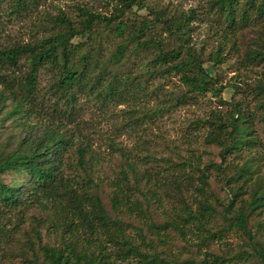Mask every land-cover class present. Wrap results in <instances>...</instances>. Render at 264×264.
<instances>
[{"label":"trees","instance_id":"1","mask_svg":"<svg viewBox=\"0 0 264 264\" xmlns=\"http://www.w3.org/2000/svg\"><path fill=\"white\" fill-rule=\"evenodd\" d=\"M39 1L11 0L12 12ZM112 1L110 14L87 7L59 12L30 40L0 47V115L10 104L8 116L26 133L14 148L0 150V256L28 214L41 210L48 215L32 217L26 264H264V221L254 219L264 212V136L257 129L264 130L263 81L254 103L220 99L230 109L194 119L190 126H202L203 133L163 143L162 151L128 148L111 137L102 145L86 119L94 106L103 113L123 107L118 134L207 94L220 98L227 85L205 64L217 69L239 50L244 33L264 30V0H205L203 15L220 35L209 52L194 42L196 9ZM135 10L147 14L134 16ZM240 62L260 65L264 50L248 48ZM173 78L178 84L166 88ZM147 97L157 104L147 107ZM209 146L220 149L219 163L204 164L200 148ZM227 170V186L242 180L250 186L244 207H236L244 185L233 188L227 204L211 190L212 175ZM5 175L14 178L6 183ZM11 213L16 220L5 223ZM228 234L246 244L231 253ZM213 243L227 252H211Z\"/></svg>","mask_w":264,"mask_h":264},{"label":"rangeland","instance_id":"2","mask_svg":"<svg viewBox=\"0 0 264 264\" xmlns=\"http://www.w3.org/2000/svg\"><path fill=\"white\" fill-rule=\"evenodd\" d=\"M151 5L158 7H169L171 10H185L196 9L200 20L196 21L195 28V44L197 48L205 47L209 52L217 46L220 35L215 32L211 27V24L207 22L203 15L206 1L205 0H147ZM11 0L6 1L0 10V47L10 46L14 43L28 41L32 37H35L40 33L41 24L48 16L57 15L59 12H64L69 15L76 13L77 7H87L95 12L110 14L113 12L114 4L112 0H40L39 5L27 12L16 14L12 12ZM146 15L145 10L138 12L134 11V16ZM258 30H252L244 33L243 37L239 40V50L233 52L228 56L227 60L216 68H213L210 63H206L205 66L209 69L210 73L214 76L219 75L220 82L227 85L226 89L222 92L220 98L212 97L207 94L205 97H200L194 104L178 108L177 110L159 117L155 122L142 124L138 129L127 130L124 133H116L117 125L121 124L117 113L123 108H109L105 113L99 110L97 106L91 107L86 119L90 120V123L95 126L98 134L95 138L98 142L104 145L108 137L116 140L128 148H135L141 146L144 148L163 150V143L169 145H178L183 141L188 140L186 134L192 133L193 136L203 133L204 128L202 126L191 127L190 123L194 119L205 117L210 111L220 110L225 112L230 109L229 105L219 106L220 99L227 101L228 103H236L237 101L252 102L254 103L255 88L258 82L261 80L264 82V63L260 65L245 66L242 64V58L248 48L264 50V30L257 33ZM263 33V36H262ZM261 37V38H260ZM43 83L48 81V75L44 74L42 77ZM178 84L177 78L172 79V83H168L166 88L171 89L174 85ZM147 102V103H146ZM158 101L153 97L145 98L147 107H152L157 104ZM221 104V103H220ZM95 104H92V106ZM12 109V106H8L4 109L0 115V150L5 146L12 149L15 147L16 142L23 137L26 133L23 127L16 125L13 118L8 116V113ZM258 133L263 135V127L258 126ZM101 135L103 136L101 138ZM119 135V136H118ZM152 143V146H150ZM187 146L183 145L182 148ZM104 148V147H103ZM203 155L204 164L219 163V148L215 146L200 148ZM200 151V153H201ZM166 155H173V153H167ZM184 155V153H183ZM231 170H227L224 174H213L210 180L211 190L221 203L227 204L232 197L234 189L238 186L244 185L243 180L234 184L233 188L226 185V177ZM4 181L10 183L14 176L5 175ZM249 185H244L246 194L238 198L236 207H244L245 202L242 203L241 199L248 201L251 191ZM48 214L41 210H32L28 217L25 219V224L21 228L20 232L16 234L12 241L5 245L2 249L0 256V264H26L25 260L32 257V250L29 247L28 240L33 239L31 232V225L34 223L32 217L37 218L46 217ZM10 218L15 221V214L11 213L7 216L4 222H8ZM256 221H264V212L257 215L254 218ZM161 221V220H160ZM218 224H223L221 216L218 217ZM48 225L42 226V234L44 235V241L47 242L49 237H46ZM228 245L230 252L233 253L243 248L246 244L241 235L228 234ZM178 245H182V242L178 241ZM190 251H194L196 248L189 246ZM38 251V246H36ZM249 251H251L249 249ZM211 252L222 255L227 252L226 246L220 243L211 244ZM197 259H203V255ZM236 264H259L256 259H252L248 262H236Z\"/></svg>","mask_w":264,"mask_h":264}]
</instances>
